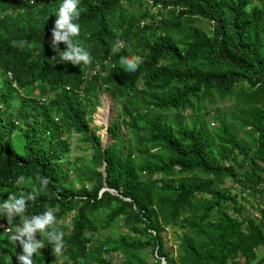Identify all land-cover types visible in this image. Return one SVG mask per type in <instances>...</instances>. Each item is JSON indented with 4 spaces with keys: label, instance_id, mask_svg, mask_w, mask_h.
<instances>
[{
    "label": "trees",
    "instance_id": "obj_1",
    "mask_svg": "<svg viewBox=\"0 0 264 264\" xmlns=\"http://www.w3.org/2000/svg\"><path fill=\"white\" fill-rule=\"evenodd\" d=\"M259 1L262 6L250 0H80L74 21L80 35L72 39L92 62L73 66L61 64L51 44L63 0H0V206L9 195L27 198L35 190L23 216L52 209L61 231L62 218L71 213V235H64L62 250L71 262L110 264L102 253L119 250L120 264H142L137 252L149 246L150 264H162L161 258L174 264L163 247L166 226L181 230L177 264L264 262V254L256 255L264 247V209L258 219L241 214L235 195L210 187L230 177L244 196L264 197V0ZM194 20L210 28L194 27ZM117 40L124 46L113 52ZM136 55L143 63L126 72L121 57ZM93 87L120 100V128H130L131 149L123 147L115 121L107 126L113 141L105 147L89 129L93 111L85 98ZM18 89L19 102L9 110ZM213 96L233 99L231 120L248 127V138H237L215 114L212 136L202 122L185 126L164 116L196 112L194 106L208 112L209 104H197ZM62 126L90 145L84 183L77 187L65 168L60 171L68 151ZM13 131L20 136L17 148ZM27 179L32 190L20 186ZM104 184L113 191L101 190ZM101 208L106 212L98 219ZM119 216L140 224L131 227L136 238L95 243L90 233L97 224L106 228ZM21 224L20 215L9 223L0 212V264H18L22 249L18 243L11 249L10 237ZM36 239L45 247L34 254V264L52 263L54 245L39 232Z\"/></svg>",
    "mask_w": 264,
    "mask_h": 264
},
{
    "label": "rangeland",
    "instance_id": "obj_2",
    "mask_svg": "<svg viewBox=\"0 0 264 264\" xmlns=\"http://www.w3.org/2000/svg\"><path fill=\"white\" fill-rule=\"evenodd\" d=\"M250 5H258L262 6L259 0H250ZM192 26L200 28L204 31H207L210 28V24L205 20H194L191 23ZM262 27H264V20L262 22ZM151 37V36H150ZM3 79V71L0 70V84L1 80ZM14 85V83L12 82ZM95 87H93L89 92L87 98H85V103L87 105L88 110L93 111L91 113V120L89 121V129L94 130L95 134L99 135L102 143L108 144L113 141V138H110L109 134L107 133V141L103 139L105 132L104 124L108 122V125L115 121L120 129V137L123 143L124 148H132L133 147V137L130 134V128H126L123 131L120 128V114L119 110L121 107L120 100L113 99L108 93L106 92H99L95 91ZM10 93V91H8ZM20 90L15 91V95L11 97V101L13 105L9 110H14L15 106L19 102V95ZM106 97H103V96ZM213 100L208 103L206 100L200 101L197 105L199 106H210V110L208 112H204L203 109L194 106V111L185 110L183 113L176 114L173 116L172 113L165 114V117H175L176 120L180 121L185 126H190L192 122L204 124V128L206 132L212 136L213 129L217 127V119H221L224 123L228 124L232 130L235 132L237 138H242L245 140L248 138L245 134L248 131V127H241L235 121L231 120V116L234 113V102L232 98H227L224 100H219L216 96H213ZM45 98H49V95ZM97 101L96 106L94 101ZM105 104V105H104ZM101 105V106H100ZM100 106V107H99ZM99 107V108H98ZM214 114L217 116L215 119ZM62 126L61 128V137L65 138L67 142L68 151L64 155V160H61L62 168L60 171L65 168L68 171L67 177L72 181L75 187L79 186L80 184L84 183V175L86 173V166H87V159L90 156V145L87 142H83L80 138V134L75 132L71 127L65 128ZM139 135L142 137H146L147 134L144 132H140ZM19 139L20 136L16 131H13L11 134V141L12 145L17 148L19 146ZM119 145L115 147V151H118ZM240 155L238 156V159ZM231 163V162H230ZM247 168V166H244ZM100 169V168H98ZM235 170H238L237 167H234ZM21 187L25 189L32 190L31 182L27 179L22 184ZM211 188H225L230 191L232 195H235V198L239 204V213L244 215H250L253 218L258 219L260 211L264 209V197L258 198L256 194L254 195H247L245 196L242 194L239 185L236 184L230 177H225L219 184L210 186ZM204 197H207L206 194H202ZM106 212V208H101L96 212V216L98 219H102ZM228 212H231L228 209ZM71 213H68L67 216L63 217L61 223L63 225V231L67 236L71 235V227L72 222L70 220ZM140 224H131L125 223L123 221V216L116 217L112 224H110L106 228H100L99 224H97V228L95 231L91 232L90 235L94 236L95 243L102 242L104 239H112L116 240L119 237L123 236L127 241L136 238V232L131 229V227H139ZM181 233L180 228L174 226H166L163 231L161 232V237L163 241L164 249L169 253L171 256L174 264H177V246H178V237ZM145 236H141L140 238L143 239ZM13 244L10 242V248L13 249ZM150 247L147 246L146 248L139 250L137 254L141 257L142 264H150L153 262V254H151ZM41 250L37 252L40 254ZM264 254V247H257L256 248V255L259 258L261 255ZM104 261L109 260L110 264H120L124 257L120 253L119 250H105L103 253ZM65 257V259H64ZM83 264V259L78 258L75 262H71L70 259L66 258L63 252L57 254L55 253L54 261L50 264ZM86 264H93L90 261H85ZM239 262V260H237ZM162 263V260H161ZM251 264H256L253 261ZM264 264V262L260 263Z\"/></svg>",
    "mask_w": 264,
    "mask_h": 264
},
{
    "label": "clouds",
    "instance_id": "obj_3",
    "mask_svg": "<svg viewBox=\"0 0 264 264\" xmlns=\"http://www.w3.org/2000/svg\"><path fill=\"white\" fill-rule=\"evenodd\" d=\"M79 2L80 0H63L54 21V26L51 29V44L55 46L53 51L59 54L61 64L70 63L73 66H79L81 63L88 65L92 62L90 53L72 39L80 35V25L74 22L80 18ZM15 43L13 41V44ZM23 43L21 42V44ZM61 43L66 45V49L63 51L59 48V44ZM123 46V43L117 40L113 47V52L118 51ZM105 63L108 62L106 61ZM120 63L125 66L126 72H135L143 63V58L139 55L121 57ZM41 183L46 186L49 181L45 177L42 178ZM35 198V190L34 194H30L27 198L22 196L17 199L15 196L9 195L8 200L0 206V212L5 215L9 223L15 216H21V226L17 227L10 237L11 243L13 245H17L18 243L22 249V252L16 255L18 264H34V254L45 247L42 240L36 239L38 232L45 235L49 243L54 245V251L57 254L61 253L65 248V233L55 227L56 218L52 209H48L43 214L32 216L31 218L23 216L27 208V200H35ZM161 259L162 264H165L163 258Z\"/></svg>",
    "mask_w": 264,
    "mask_h": 264
},
{
    "label": "water",
    "instance_id": "obj_4",
    "mask_svg": "<svg viewBox=\"0 0 264 264\" xmlns=\"http://www.w3.org/2000/svg\"><path fill=\"white\" fill-rule=\"evenodd\" d=\"M107 126H108V122H106V124H104L106 135L104 134L103 139H104L105 141H107V138H108V137H107ZM100 146H101V147H105V146H106V144L102 143L101 139H100ZM100 169H101V171H102V175H104V171H103V169H104V163L101 164ZM101 190H108V191H110V192L113 191L112 189L106 187L105 184L102 186ZM124 199H128V198H124Z\"/></svg>",
    "mask_w": 264,
    "mask_h": 264
},
{
    "label": "built area",
    "instance_id": "obj_5",
    "mask_svg": "<svg viewBox=\"0 0 264 264\" xmlns=\"http://www.w3.org/2000/svg\"><path fill=\"white\" fill-rule=\"evenodd\" d=\"M95 69H93L89 75H92L94 73ZM6 74L8 75V77L10 78V74L8 72H6ZM86 76H88V74H86ZM259 83V82H258ZM258 83H256V86L258 85ZM13 85V84H12ZM65 89H68V87H65ZM41 100H43V98H40Z\"/></svg>",
    "mask_w": 264,
    "mask_h": 264
},
{
    "label": "bare ground",
    "instance_id": "obj_6",
    "mask_svg": "<svg viewBox=\"0 0 264 264\" xmlns=\"http://www.w3.org/2000/svg\"><path fill=\"white\" fill-rule=\"evenodd\" d=\"M103 97H106V96L104 95ZM106 98H107V97H106ZM100 106H101V105H100ZM100 106H99V107H100ZM99 107H98V108H99Z\"/></svg>",
    "mask_w": 264,
    "mask_h": 264
}]
</instances>
